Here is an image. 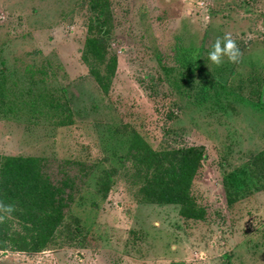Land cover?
I'll return each instance as SVG.
<instances>
[{
  "label": "rangeland",
  "instance_id": "374dc122",
  "mask_svg": "<svg viewBox=\"0 0 264 264\" xmlns=\"http://www.w3.org/2000/svg\"><path fill=\"white\" fill-rule=\"evenodd\" d=\"M95 1L0 0V154L94 166L46 247L0 250V264H264V190L230 204L224 182L261 167L264 0ZM96 17L107 55L89 62ZM226 33L241 56L216 65ZM112 63L105 91L91 64L108 74ZM188 65L198 69L181 81ZM136 133L157 151L206 149L199 218L143 202L124 161Z\"/></svg>",
  "mask_w": 264,
  "mask_h": 264
},
{
  "label": "trees",
  "instance_id": "16d2710c",
  "mask_svg": "<svg viewBox=\"0 0 264 264\" xmlns=\"http://www.w3.org/2000/svg\"><path fill=\"white\" fill-rule=\"evenodd\" d=\"M92 3L95 7L98 5L95 0ZM100 13H103L101 9ZM95 25L100 29V38L87 40L86 59L89 62L90 58L104 61L107 55L104 50L108 46L107 28L99 18L95 19ZM196 67L186 66L181 81H192ZM113 68L114 64L110 65L106 74L91 64L93 77L105 91L110 87ZM201 87L200 96H205L206 83ZM206 156L203 146L157 151L136 133L124 161L133 164L143 202L179 205L182 215L199 218L192 188ZM259 156L262 157L260 168L246 164L225 175L230 204L264 190V152ZM93 167L70 160L0 154V201L15 208L11 214L0 211V217H3L0 219V250H43L63 227L83 190V183L86 184V179L80 181L92 172ZM59 174L62 175L57 182Z\"/></svg>",
  "mask_w": 264,
  "mask_h": 264
},
{
  "label": "clouds",
  "instance_id": "9594fccd",
  "mask_svg": "<svg viewBox=\"0 0 264 264\" xmlns=\"http://www.w3.org/2000/svg\"><path fill=\"white\" fill-rule=\"evenodd\" d=\"M225 56H227L228 60L232 63H237L241 56L240 49L230 33L225 34L223 42L217 39L213 50L209 53V59L216 65H220ZM14 210L15 208L13 205H5L0 201V211L11 214ZM0 219H3V217H0Z\"/></svg>",
  "mask_w": 264,
  "mask_h": 264
}]
</instances>
